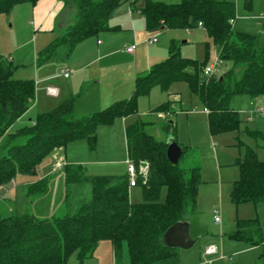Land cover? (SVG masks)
I'll return each mask as SVG.
<instances>
[{"label":"trees","instance_id":"trees-1","mask_svg":"<svg viewBox=\"0 0 264 264\" xmlns=\"http://www.w3.org/2000/svg\"><path fill=\"white\" fill-rule=\"evenodd\" d=\"M39 1L0 0V14L18 5L35 6ZM61 1L73 5L76 20L62 35L36 52V66L54 60L56 55L66 59L81 41L110 30L109 15L130 0ZM140 13L148 32L191 29L200 23L218 59L228 62L227 70L217 76H203L207 64L181 57L171 41L167 58L135 80L128 98L84 116L74 113L71 98L48 112L36 114L30 125L11 133V126L34 102L35 85L32 81L13 80L10 58L0 55V190L16 176L35 175L45 158L70 144L85 141L93 152L97 129L134 115L137 98L147 95L153 87L168 93L172 85L185 83L190 96L206 110L211 136L239 130L241 122L231 101L243 96L249 99L264 96V48L258 47L257 38L232 31L229 21L235 16L234 4L218 0H179L177 4L144 0ZM60 48L64 53L58 54ZM172 103L168 101L162 106L165 117ZM147 124L137 120L124 130L127 161L135 168L140 163L148 165L145 182L136 178L141 203H130L126 173L88 176L81 165H64L65 184L89 183L91 200L69 216L40 219L31 214L0 215V264H70L71 259L75 264H84L102 241L112 244L116 259L124 245L129 264H154L173 257L176 250L164 247L161 237L169 226L193 214L200 168L179 167L187 150L184 147L178 163L170 164L165 156L167 144L147 134ZM162 130L173 137L171 122L162 126ZM249 134L261 136L255 131ZM234 165L238 178L231 186V203L235 206L264 203V161H259L253 150L246 149L243 159ZM46 190L47 178L25 187L30 197L41 196ZM228 238L249 247H260L264 257V235L257 219L238 220L235 232Z\"/></svg>","mask_w":264,"mask_h":264},{"label":"rangeland","instance_id":"rangeland-1","mask_svg":"<svg viewBox=\"0 0 264 264\" xmlns=\"http://www.w3.org/2000/svg\"><path fill=\"white\" fill-rule=\"evenodd\" d=\"M143 1L130 0L119 5L109 15V22L111 24L117 22L118 18L123 17L124 8L132 4V7L137 9L143 5ZM151 1L165 4L179 3V0ZM226 1L232 2L235 6V16L231 23L232 31L251 35L257 38L259 46L264 47V25L259 18L264 17V0ZM29 7L27 4L18 5L10 12L0 14V55L10 58L14 69L11 76L13 80L32 81L36 87L50 85L46 83L47 81L51 82L52 86H60L64 83L61 71L67 66V60L56 55L55 58H61V60H51L36 67L35 54L42 46H40L39 35L30 23ZM112 30L113 28L105 33ZM145 30L138 43L128 42L136 55L135 63L133 58L127 59L123 55H118L110 58L113 62L111 66L104 67L103 64H99V75L103 85L116 80L122 83L128 82L127 78L130 76L132 67H143L146 59L150 61L149 68L164 61L171 41L178 48L181 57L195 59L207 65L217 58L212 41L198 27L155 32ZM105 33L99 34V39H102ZM127 37L128 34L124 29L114 32L113 48L119 47L124 51L126 43L123 44V42ZM148 38H154L155 42L147 45ZM59 53L64 51L60 48ZM227 68L228 62L218 60V66L215 67L211 76H217ZM124 88H128L126 93L121 92V88L117 89V97L110 99L99 111L105 109L111 102L128 98L134 89V84ZM168 94H178L179 101L172 106V111L168 109L167 116L162 118L159 114L163 110L162 106L168 102ZM81 95L82 93L80 95L77 93L73 97V105ZM261 97L262 100L258 97L252 101H248L249 98L246 96L233 99L231 106L237 110V116L241 122L239 130L211 136L207 128L206 113L202 111L200 102L190 96L185 83L172 85L168 93L153 87L147 95L137 98V109L134 115L116 119L111 125L97 129L93 152L89 151L85 141H81L72 146V152H67V159L85 162L81 165L84 169L86 168V175L93 174L100 167L106 170L109 167L116 173L125 172L127 162L125 136L119 122L125 119L126 126L137 120L147 122L145 131L156 141L166 140L167 136L162 126L171 122L170 135L179 147L187 149L184 158L179 162V167L199 166L200 184L194 212L192 215L185 216L189 222V237L194 243L189 249H176V254L167 259L168 262L165 264H206V260H210V264H264L260 247H249L228 238L235 232L238 220L257 219L264 235V203L256 206L252 203L235 206L229 198L232 183L238 178V168L234 163L238 159H243L246 149L253 150L258 160L264 161V111L262 114L255 115L258 107L264 110V96ZM31 105L29 114L22 122L17 121L11 126L9 129L11 133L31 124L38 113L37 107L33 110V103ZM250 131L258 132L261 136H251ZM62 167L64 164L61 160L53 163L49 156L38 165L35 175L16 176L13 182L4 185L0 190V215L5 217L31 214L40 219H48L54 216H69L78 206L88 203L92 197L89 183L65 184ZM47 172L50 174L47 176L46 192L37 197L27 196L24 184L31 185L39 182L40 177ZM128 194L130 203L142 202L140 186L129 188ZM213 211L218 213L220 223L213 222ZM208 244H214L217 252L215 255L205 257L204 248ZM119 253L117 264H129L124 245ZM214 259L217 262H214Z\"/></svg>","mask_w":264,"mask_h":264},{"label":"crops","instance_id":"crops-1","mask_svg":"<svg viewBox=\"0 0 264 264\" xmlns=\"http://www.w3.org/2000/svg\"><path fill=\"white\" fill-rule=\"evenodd\" d=\"M220 1H226V0H220ZM141 7L142 5L136 9L132 7V4L127 6V8L123 9V13H122L123 17L121 19L118 18V21L113 24H111L108 19L109 28L110 29L113 28V30L108 33L103 32L105 34L102 35V39H99V35H97V37L88 38L78 43L72 50L70 56L65 59L67 60L66 61L67 66L63 69V71H61V75L62 78L64 79V83L56 87V86H52L51 82L47 81L46 83L50 85L47 86L37 85V87L35 86V99L33 102L34 105L33 110L37 107V111H38L37 114L48 112L54 109L60 103L73 98L77 93L78 95L82 93L81 97L77 99L80 100L78 102L76 100L75 102L76 104L73 105V111H75V114L77 113L76 115L78 116L92 114L98 112L99 109H101L103 105H105V103H108L110 99L116 98L117 89L121 88V92L126 93L128 91V88L127 89L124 88L125 86L134 84L135 80L138 77H141L146 73H148L150 69L149 68L150 61L146 59V63L143 67H137V66L136 68L132 67L130 76L127 78L128 82L122 83L121 81L116 80L109 82L107 85H103L102 80L100 78L101 76L99 75V64H103L104 67L111 66L113 62L110 60V58H112L113 56L117 57L118 55H123L127 59L133 58L135 63L136 61L135 53L133 51L126 52L125 49L131 46L130 43L132 41H134V43H138L139 38L142 37L143 30L145 29V22L140 13ZM29 8H30L29 19L31 21L30 23L36 34H38L40 37V41H41L40 46H42L41 49L46 47L50 43V41L55 39L57 36L62 35L65 29L69 25H72L76 20V10L74 9L73 5L70 3L63 4L61 0H40L35 6H30ZM127 28H129V30ZM122 29H124V31L128 34L126 41L123 42V44L126 43L124 51L121 50V48L119 49V47L113 48L112 45L113 44L112 36L114 32L122 31ZM200 29L203 31L202 28ZM163 30H167V29H163ZM148 40H150V38H148L147 41ZM146 44L152 45L153 43L152 44L146 43ZM258 47L264 48L263 46H259V43H258ZM61 58H55L54 60H61ZM64 71H67L66 77H63L62 73ZM103 86H105V88H103ZM122 88H124V90H122ZM167 97H168V101L173 102L171 107L174 104L178 103L179 101L178 94H168ZM260 98L262 100V97ZM254 99H248V101H252ZM30 108L18 120V122H22L24 117H26L29 114ZM259 108L262 109V107H258L256 109L255 115L262 114V112L261 113L257 112ZM124 122L125 119H122L119 123L122 126V128L125 130L127 126L124 124ZM96 138H97V133H96ZM73 145L74 144H70L67 148L63 150L55 151L50 156L53 163L55 161H60V160L61 162H63L64 165H81L85 163L71 158L67 159V152L70 151L72 152L71 149ZM85 171L87 174L86 168ZM124 173L125 172H120V173L113 172L109 169V167L108 170H106V168L101 169L100 167V169L96 170V172H94L93 174L90 175L88 174V176L122 175ZM49 174L50 172L45 173L43 176L40 177V179L42 180L47 178ZM27 185L30 184L29 183L24 184L25 187ZM185 219L187 220V218ZM209 246L215 247L214 244H208L205 246V248ZM72 260L73 259H71L70 264H75V261L73 260L72 263ZM165 262L168 261L163 260L154 264H165ZM214 262H217V260H215ZM84 264H117V259L115 258L112 244L109 241H102L101 243H99V245L97 246V248L93 253L92 258L85 261ZM123 264H127V263H123Z\"/></svg>","mask_w":264,"mask_h":264},{"label":"water","instance_id":"water-1","mask_svg":"<svg viewBox=\"0 0 264 264\" xmlns=\"http://www.w3.org/2000/svg\"><path fill=\"white\" fill-rule=\"evenodd\" d=\"M165 156L168 162L176 165L182 155L181 147L177 145L173 137L167 136ZM162 245L168 249L186 250L189 249L194 241L189 237V222L184 219L169 226L161 237Z\"/></svg>","mask_w":264,"mask_h":264},{"label":"built area","instance_id":"built-area-1","mask_svg":"<svg viewBox=\"0 0 264 264\" xmlns=\"http://www.w3.org/2000/svg\"><path fill=\"white\" fill-rule=\"evenodd\" d=\"M262 22H263V25H264V17L263 16H260L259 17ZM233 20H230L229 22L232 23ZM198 27L201 28V24L198 23L197 25ZM155 42V39L152 38L150 40L147 41L148 44H152ZM126 52H131V47L129 48H126L125 49ZM217 57V55H216ZM218 57L214 60L213 63L207 65L206 67L203 68V71H202V75L205 76V77H209L211 76V73L213 72V70L215 69L216 66H218ZM63 77H66L67 76V71H64L63 73ZM203 112L206 113V110H203ZM258 113H261L263 112V110L261 108H259L257 110ZM160 116L163 118L165 117V115L163 113L160 114ZM59 166V164L57 165V167ZM125 173L127 175V180H128V185H129V188H132V187H135L136 186V178L137 177H141L142 178V181L143 183L145 182V179L147 177V174H148V165L145 164V163H140L138 165L137 168H135V166L130 163L129 161L126 162V170H125ZM218 213L216 211L213 212V222L214 223H219L220 220H219V217L217 215ZM217 252V249L216 247L214 246H209L207 248L204 249V256L205 257H208V256H212V255H215ZM221 258V257H220ZM206 264H210L211 261L210 260H206L205 261Z\"/></svg>","mask_w":264,"mask_h":264}]
</instances>
